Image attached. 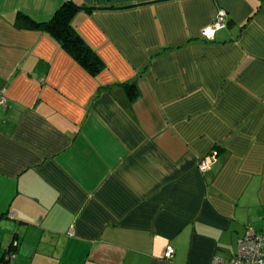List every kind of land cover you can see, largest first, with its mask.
<instances>
[{
  "label": "crops",
  "instance_id": "obj_1",
  "mask_svg": "<svg viewBox=\"0 0 264 264\" xmlns=\"http://www.w3.org/2000/svg\"><path fill=\"white\" fill-rule=\"evenodd\" d=\"M64 1L0 0V256L19 243L5 264L232 257L249 224L264 232V0H73L91 8L74 26L97 75L16 25Z\"/></svg>",
  "mask_w": 264,
  "mask_h": 264
},
{
  "label": "trees",
  "instance_id": "obj_2",
  "mask_svg": "<svg viewBox=\"0 0 264 264\" xmlns=\"http://www.w3.org/2000/svg\"><path fill=\"white\" fill-rule=\"evenodd\" d=\"M81 10L90 11L91 8L78 5L73 0H65L51 19L38 21L24 12H19L16 25L19 28L48 32L87 71L97 75L103 70L104 62L74 26V18ZM124 87L132 98L138 96L139 91L135 82H125ZM15 241L17 239H14L5 254L0 256V264L10 261L8 256L17 251L19 243L15 245Z\"/></svg>",
  "mask_w": 264,
  "mask_h": 264
},
{
  "label": "built area",
  "instance_id": "obj_3",
  "mask_svg": "<svg viewBox=\"0 0 264 264\" xmlns=\"http://www.w3.org/2000/svg\"><path fill=\"white\" fill-rule=\"evenodd\" d=\"M228 12L224 8L217 9L213 21L204 29V35L211 37L216 31L227 26ZM215 156L213 153L204 157L199 165L201 171H206L213 163ZM18 245V241H15ZM175 249L172 245H167L165 256L172 258ZM16 252L8 258L14 259ZM211 264H264V232L256 230L252 225H248L242 236L238 238L237 250L232 257L225 258L216 256Z\"/></svg>",
  "mask_w": 264,
  "mask_h": 264
}]
</instances>
